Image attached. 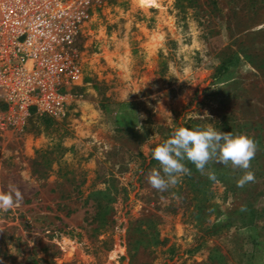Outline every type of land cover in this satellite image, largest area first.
<instances>
[{"label":"rangeland","instance_id":"1","mask_svg":"<svg viewBox=\"0 0 264 264\" xmlns=\"http://www.w3.org/2000/svg\"><path fill=\"white\" fill-rule=\"evenodd\" d=\"M69 56L65 114L0 127L3 264H264V0H92ZM209 123L258 142L255 181L185 160L153 189L154 148Z\"/></svg>","mask_w":264,"mask_h":264},{"label":"built area","instance_id":"2","mask_svg":"<svg viewBox=\"0 0 264 264\" xmlns=\"http://www.w3.org/2000/svg\"><path fill=\"white\" fill-rule=\"evenodd\" d=\"M91 1L0 0V127L6 114H65L81 80L69 53Z\"/></svg>","mask_w":264,"mask_h":264},{"label":"clouds","instance_id":"3","mask_svg":"<svg viewBox=\"0 0 264 264\" xmlns=\"http://www.w3.org/2000/svg\"><path fill=\"white\" fill-rule=\"evenodd\" d=\"M257 151L258 142L247 133L234 135L231 131H218L212 123L192 129L178 127L171 132L170 138L152 151L159 169H151L147 181L153 189L163 193L175 187L182 176L191 175L185 160L195 165L201 174L210 161H215L224 166L230 164L234 170H241L243 175L238 179L237 186L243 187L255 181V173L250 169ZM208 175L210 180L218 182L213 172ZM23 199L21 189L15 184H9L6 189H0V211L8 212L20 207ZM0 264H3L2 258Z\"/></svg>","mask_w":264,"mask_h":264}]
</instances>
